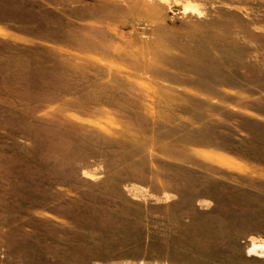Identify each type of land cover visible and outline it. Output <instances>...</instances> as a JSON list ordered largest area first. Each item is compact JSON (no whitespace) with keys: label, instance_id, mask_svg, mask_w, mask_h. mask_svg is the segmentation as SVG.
Here are the masks:
<instances>
[{"label":"rangeland","instance_id":"rangeland-1","mask_svg":"<svg viewBox=\"0 0 264 264\" xmlns=\"http://www.w3.org/2000/svg\"><path fill=\"white\" fill-rule=\"evenodd\" d=\"M0 264H264V0H0Z\"/></svg>","mask_w":264,"mask_h":264}]
</instances>
